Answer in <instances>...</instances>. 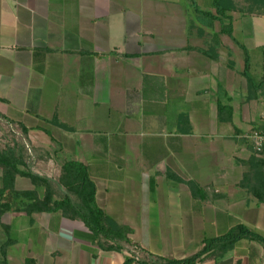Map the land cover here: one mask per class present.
Masks as SVG:
<instances>
[{"label":"crops","instance_id":"1","mask_svg":"<svg viewBox=\"0 0 264 264\" xmlns=\"http://www.w3.org/2000/svg\"><path fill=\"white\" fill-rule=\"evenodd\" d=\"M232 1L235 40L219 20L188 30V13L142 28L131 4L143 0H0V114L28 128L29 167L57 179L59 159L86 163L98 205L154 255L185 259L239 223L264 234V154L246 137L264 126L253 29L264 6L248 13L252 0ZM211 48L218 59L202 51ZM18 214L26 234L7 247L9 264L124 263L81 221ZM203 264H264V247L243 238Z\"/></svg>","mask_w":264,"mask_h":264},{"label":"trees","instance_id":"2","mask_svg":"<svg viewBox=\"0 0 264 264\" xmlns=\"http://www.w3.org/2000/svg\"><path fill=\"white\" fill-rule=\"evenodd\" d=\"M248 6V13H256L255 2ZM264 6V0H261ZM216 14L211 13L210 26L219 20L221 31L227 33L234 40L233 16L227 14L237 7L232 0H213ZM264 9V8H263ZM264 14V11L261 12ZM220 34L214 36L219 39ZM211 50V52H210ZM212 59H218L219 53L211 48L202 50ZM264 86V81H262ZM219 112L226 106L218 103ZM0 117L10 120L3 114ZM24 132L28 134V128L19 123ZM31 150L25 145L15 143L5 147L0 146V224L6 230L10 225L2 222L5 213L23 212L32 222L34 213H60L62 216L81 221L90 231L93 245L103 251L126 252L123 264H193L197 259L202 261L211 258L215 261L222 258L235 244L243 238L260 242L264 247V234L260 231L239 223L222 236L205 240L204 247L196 254L185 259H174L154 255L134 244L130 238L131 228L119 223L113 216L102 209L96 200L97 187L92 180L89 166L77 159H66L61 165L57 179L49 178L34 172L27 160L31 158ZM58 152V150L56 151ZM18 176L29 178L34 185L33 189H19L16 186ZM176 179H179L175 176ZM191 184L197 185L194 181ZM43 190L41 193L40 191ZM14 239L7 241L0 247V264H9L7 261V247L14 244ZM94 256L96 253L93 251ZM23 264H39L34 257H27Z\"/></svg>","mask_w":264,"mask_h":264},{"label":"rangeland","instance_id":"3","mask_svg":"<svg viewBox=\"0 0 264 264\" xmlns=\"http://www.w3.org/2000/svg\"><path fill=\"white\" fill-rule=\"evenodd\" d=\"M143 1L145 2H141L139 4H131V13L135 14V16H140V25L142 28L147 25L148 19L151 20L150 17H153L157 22L163 25L166 22L165 20H167L166 16H173L179 13H188V30H206L209 28L210 22L212 21V18L209 15L215 11V8L212 4L213 0H198L197 3L196 0L194 2L193 0ZM182 1H186L188 2V4L184 3V6H182ZM197 4H199V9L197 7ZM253 20L256 22L253 25V29L256 30L255 40L264 46V22H262L264 21V19L261 17H256ZM76 136L78 137L77 140H81L80 134H76ZM24 142H26L29 146H32V141L29 138L28 134L24 132L22 126L16 121L15 123H11L6 119L0 117V146L5 147L8 145H14L15 143L23 144ZM79 145L81 147L85 146L84 141L81 140V143ZM54 150L55 149H52V152H54ZM31 152L33 153V150H31ZM61 159H59V163ZM59 163H57L58 165H55L54 170H50V174L52 177L58 176L60 168ZM31 187L32 182L29 178H19L17 188L27 189ZM20 216L23 215L18 214V212H12L10 214H6V217L3 218V220L6 222L10 220L9 222L11 223V227L9 232L6 233V230L0 224V247L4 244L5 240L7 241V239L19 240L25 236L26 231L24 230V220ZM26 221L28 222L29 219L27 218ZM26 228L27 224L25 229ZM12 264L16 263L12 262Z\"/></svg>","mask_w":264,"mask_h":264},{"label":"built area","instance_id":"4","mask_svg":"<svg viewBox=\"0 0 264 264\" xmlns=\"http://www.w3.org/2000/svg\"><path fill=\"white\" fill-rule=\"evenodd\" d=\"M246 137L257 154H264V126L253 128ZM193 264H203V261L197 259Z\"/></svg>","mask_w":264,"mask_h":264}]
</instances>
